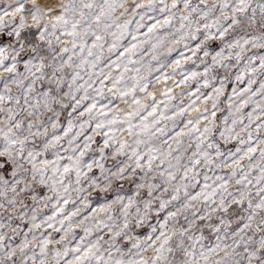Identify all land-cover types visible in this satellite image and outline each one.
I'll return each instance as SVG.
<instances>
[{"label":"clouds","instance_id":"1","mask_svg":"<svg viewBox=\"0 0 264 264\" xmlns=\"http://www.w3.org/2000/svg\"><path fill=\"white\" fill-rule=\"evenodd\" d=\"M118 262L264 264V0H0V264Z\"/></svg>","mask_w":264,"mask_h":264},{"label":"snow or ice","instance_id":"2","mask_svg":"<svg viewBox=\"0 0 264 264\" xmlns=\"http://www.w3.org/2000/svg\"><path fill=\"white\" fill-rule=\"evenodd\" d=\"M50 2H51V0H50ZM241 2H242V0H241ZM89 7H90V5H89ZM222 7L227 8V7H228L227 3L223 4ZM20 10H22V8H18V9H17V11H20ZM161 11H164V9L161 8ZM233 11H234V12H235V11H243V9H233ZM57 19H58V20H63L64 18H63V17H57ZM165 22H167V20H166ZM238 22H239V21L233 20V21H230V24H231V23H238ZM65 23H67V21H65ZM76 27H77L76 24H73V25H72V29H73V30H72V31H69V32H67V33H65V34L68 35V36H74V35H77V33H76ZM155 28H156V24H150V25L147 27L146 32L143 33V35H147V34H149V33H152V32L154 31ZM18 35H19V33H18ZM221 36H223V33H221ZM34 39H35V37H33V40H34ZM136 39H137V37L134 36V37H133V40H136ZM100 40H101V37H100L99 35H95L94 40H92L90 43H89V42H85L84 44H81V45H80V52L83 53V51H84V49H85L86 47H89V48H95V47H97V43H96V42H97V41H100ZM75 47H76V44H73V48H75ZM136 47H137V44H136V43H133V44L130 46V48H127V49L121 51V52L119 53V56H120V57H123V56L126 54V52H129V51L135 49ZM61 51H63V52H67V49H62ZM89 55H91V52H89ZM113 63L115 64V68H114L113 70L119 72V70H120V65H119L118 63H116L115 61H113ZM129 63H135V60H129ZM177 63H179V60H177ZM42 69H43V61H41V67H40V69H37V71H41ZM188 78H189V77H185L184 79L187 80ZM120 79H121V77L118 76V77H117V80H116V84H118V83L120 82ZM166 79H167V77H165V80H166ZM107 80H108V77H105V82H107ZM116 84L111 85V86L108 88V90H109V91H112L113 88H115ZM204 85H205V87H207V86H208V82H207V81H204ZM168 91L170 92L171 90L169 89ZM125 94H126V93H122V95H125ZM192 94L194 95L195 93H192ZM137 102H138V101H137ZM96 107H97L96 103L89 104V105L85 108V111H86V112H91V111H92L93 109H95ZM156 110H157L156 106H153L152 111L149 112L148 115H149V116L154 115V114L156 113ZM107 114H108L107 112L104 113V115H107ZM213 116L215 117V113H213ZM116 122H118L116 119H113V120L111 121V123H116ZM185 124H186V126H187V125H192L191 131H194V132H195V131H198L197 126H196V125H193L192 121H186ZM97 126L99 127V125H97ZM129 130H131V128H129ZM106 134H107V133H106ZM176 135H177V136H183V135H185V132H184L183 129H181L180 131H178V132L176 133ZM57 139H58V138H57ZM105 143H107V141H105ZM250 151H254V149H251ZM29 155H31V153H29ZM197 163H198V161H197ZM53 171L55 172L56 169H53ZM68 171H69V167H68L67 165H65V166H64V172H68ZM64 203H65V205H66L68 202L65 201ZM59 211H62V209H61V210H58V212H59ZM55 214H57V213H54V215H55ZM49 227H52V226L49 225ZM45 243H47V241H46ZM74 251H76V252H80V249H79V248H76V249H74ZM89 251H90V249H84L81 255H78V256L75 257V260H76V261H82L84 257H87V256H88ZM65 255H67V253H65ZM118 264H119V262H118Z\"/></svg>","mask_w":264,"mask_h":264}]
</instances>
